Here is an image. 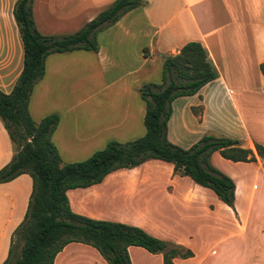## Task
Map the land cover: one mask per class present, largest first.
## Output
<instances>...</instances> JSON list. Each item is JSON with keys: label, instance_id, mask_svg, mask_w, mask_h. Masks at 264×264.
<instances>
[{"label": "crops", "instance_id": "0c3cea01", "mask_svg": "<svg viewBox=\"0 0 264 264\" xmlns=\"http://www.w3.org/2000/svg\"><path fill=\"white\" fill-rule=\"evenodd\" d=\"M115 1L45 0L43 18L36 17L33 2V18L43 35L61 34L55 33L59 23L75 32ZM143 1L144 6L97 34L98 52L80 50L47 58L45 76L36 84L29 103L34 121L59 114L60 124L52 137L58 150L95 152L102 134L123 127L124 136H142L146 103L140 88L161 83L165 58L179 54L189 42H199L208 50L219 78L198 94L173 102L169 140L189 149L206 135L225 137L257 154L255 144L264 146V0ZM14 24L20 69L14 76V52L8 59L1 49L0 90L4 93L13 90L23 69V44ZM91 100L97 104L107 100L108 111L86 113L84 104ZM92 119V129L84 133ZM14 153L0 119V170ZM210 160L236 183L237 215L211 189L175 175L172 164L158 160L118 170L101 184L69 190L71 209L92 219L140 227L194 253L189 259L176 258L175 264H264V159L257 155L256 162H232L215 152ZM252 181L256 183L251 185ZM32 189L28 174L0 184V264L7 260L13 234L25 219ZM138 196L139 203L131 209L137 214L134 218L104 209L103 203L135 201ZM224 210L231 212V219L220 214ZM79 250L92 251L99 264H107L96 249L81 243L66 246L55 264L62 257V263L69 264L75 254L80 255ZM129 254L132 264H163L161 254L142 247H130Z\"/></svg>", "mask_w": 264, "mask_h": 264}, {"label": "trees", "instance_id": "16d2710c", "mask_svg": "<svg viewBox=\"0 0 264 264\" xmlns=\"http://www.w3.org/2000/svg\"><path fill=\"white\" fill-rule=\"evenodd\" d=\"M144 4L143 0H116L76 34L57 37L38 31L33 0H17L13 16L22 40L24 60L13 90L10 93L0 90V119L15 152L12 161L0 170V184L28 174L33 189L25 219L13 234L4 264H55L58 254L72 243L96 249L107 264H132L129 254L132 246L161 254L163 264H175L176 258L194 257L191 250L155 238L140 227L92 219L71 209L69 190L101 184L118 170H131L150 160L172 164L175 175L190 177L195 184L211 189L237 215L236 183L212 165L211 156L219 152L232 162H256L257 155L264 159V146L255 144V154L237 140L206 135L184 149L168 138L173 102L179 97L198 94L219 78L208 50L199 42H189L179 54L165 58L161 83H148L140 88L146 103V134L141 138L127 143L109 142L88 159L62 166L61 156L52 142L60 116L51 114L37 123L29 112L33 90L45 76L50 55L80 50L98 52L97 33ZM261 71L264 75V63Z\"/></svg>", "mask_w": 264, "mask_h": 264}, {"label": "rangeland", "instance_id": "374dc122", "mask_svg": "<svg viewBox=\"0 0 264 264\" xmlns=\"http://www.w3.org/2000/svg\"><path fill=\"white\" fill-rule=\"evenodd\" d=\"M16 2H17V0H0V50L3 49V55L5 58H7L9 56L8 59L11 58L12 52H14V55H15V60H14V64H13V66L15 67L14 76H16V74L18 73V70L20 69V64L18 63V60L16 59V57H17L16 56V44H15V42H16V26L14 24L15 19L13 16V10H14V6H15ZM33 2H34V12H35L36 17L39 15L41 18H43V8L45 5L44 4L45 0H33ZM58 14H59V12H58ZM57 19L60 22L59 15H58ZM86 25L87 24H85L84 26H81L79 29L81 30ZM57 28H58V30L55 33H61V34H53L52 36H57V37L69 36V35H74L78 31H80L78 29L77 31L75 30V32H73L72 27L70 30H68V29L66 30L65 27L61 23L57 24ZM66 28H67V26H66ZM105 30L106 29L98 32L97 34L103 32ZM70 31H72V33L65 34L66 32H70ZM46 33H49L51 35V31L46 32ZM9 38H10V40H9ZM96 41L98 43L97 36H96ZM12 60H11V62H12ZM7 84H10V82ZM9 86L5 87V89L9 90V88H10ZM94 104H95V106H94ZM84 107H85L86 113H88V114L91 112H97V113H100L103 115L104 112L108 111L109 102L106 100V102H104V103L101 101V102H98V104H97L96 100H91L89 103H85ZM104 119L107 120V118H99L100 121H103ZM107 121H109V120H107ZM93 123H94V120L92 119L89 127L86 126L85 128H83V132L87 133L88 131H90L93 127L92 126ZM124 128L125 127L117 129L116 131H110V132L102 134V136H100L98 138V140H101V139L103 140L99 143L100 144L99 147H96V148L91 147V148H94V149H96V151H99V150L104 149L109 142L114 141V142H119V143H127L130 141L136 140L138 138H141L146 134V127H145L144 122H143L144 132H143V134H139L142 136H137L138 134H131L128 136H124L126 134V131L124 130ZM66 139L68 140V137H66ZM68 143H69V141H68ZM84 145H85V143H83L81 145V147H83ZM59 151H61V152H59ZM58 152L61 156L62 166L65 164H68V163L84 161V160L88 159L90 156H92L93 153H95V152L89 153V151L85 150V149L75 151L74 149L68 148V147L64 148V150L59 149ZM254 183H256V182L252 181L251 185H253ZM139 200H140V198L138 196L135 199V201H132V200L125 201V199H122V200L118 199V201H115V203L109 202V203H103V204H105L104 209H105L106 213L116 212V214H124L128 218H134V217H136L135 215H137V214H135V210L132 211L131 209L134 208L135 206H137V203H139ZM155 202H156V200H155ZM220 214H222L227 219H231V217H230L231 212L229 210H228V212L225 210L220 211ZM151 218H152V216H151ZM78 253H80V255L75 254V258L73 260H71V262L69 264H99L98 259H97L98 257H96L95 253H93L92 251L84 252V251L79 250ZM64 259L65 258L62 257L58 264H63ZM74 260H79V262L74 261ZM100 264H102L101 261H100Z\"/></svg>", "mask_w": 264, "mask_h": 264}]
</instances>
